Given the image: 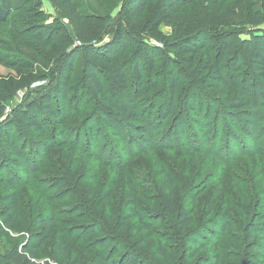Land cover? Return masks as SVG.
I'll use <instances>...</instances> for the list:
<instances>
[{"label":"rangeland","instance_id":"1","mask_svg":"<svg viewBox=\"0 0 264 264\" xmlns=\"http://www.w3.org/2000/svg\"><path fill=\"white\" fill-rule=\"evenodd\" d=\"M156 1L133 16L127 13L130 0H0L8 13L0 25V52L22 55L36 68L0 64V92L7 97L0 131L23 151L18 159L0 149V182L13 188L19 206L15 230H0L1 255L38 236L45 239L40 261H49L63 235L67 246L55 256L62 264L262 259L264 239L255 229L264 213V76L247 54L256 50L255 40L264 43L262 0H196L180 9L173 24L160 25L150 19ZM70 3L83 17H98L77 23ZM119 32L129 88H116L100 75L107 96L121 106L116 111L84 84V51L113 48ZM189 34L198 35L191 69L164 46ZM139 47L150 51L153 70L139 59ZM208 58L220 78L212 64L198 72ZM137 59L141 85L132 74ZM59 70L70 77L63 101L56 90ZM170 84L176 85L172 103ZM47 102L56 121L42 108ZM30 113L44 120L43 130L13 123ZM2 198L0 184V210ZM178 210L193 217L184 232Z\"/></svg>","mask_w":264,"mask_h":264},{"label":"trees","instance_id":"2","mask_svg":"<svg viewBox=\"0 0 264 264\" xmlns=\"http://www.w3.org/2000/svg\"><path fill=\"white\" fill-rule=\"evenodd\" d=\"M196 0H157L153 5V12L150 15L151 20H156V24H173V18L177 15L181 8L188 6L190 3ZM147 2H154V0H130L128 4L127 13L133 16H140L143 13V10L146 6ZM263 10H264V0ZM70 17L74 19L77 23H81L82 21H91L94 18H97L95 14L85 13L83 17L82 14L77 10L73 3L68 5ZM8 18V13L0 7V25L6 21ZM255 22L260 23L263 22L260 18H255ZM122 33H118L116 35V44L113 48H109L110 46H102L100 48L96 47H87L84 51L87 57V64L84 69L85 77L84 84L87 85L88 90L102 103L106 104L112 109L116 111L121 110V106L118 105L115 101L110 99L105 90L103 89L101 74L106 76L111 82L114 84L116 88H120L128 90L129 88V80L126 75V68L119 62L120 55H122L124 50V42L122 39ZM198 35H186L182 37L180 40H172L165 41L164 46L167 47L169 51L181 57L183 61L187 63V66L191 69L195 63V54L194 47L197 44L198 39H196ZM39 44L42 47H47L49 44L44 38H40ZM115 42V41H114ZM113 42V43H114ZM253 47L256 49L255 51L248 50L247 54L251 58L254 66L258 70V74L264 76V43L258 40L253 42ZM140 48V47H139ZM83 52V53H84ZM227 52V51H226ZM183 54H186L183 56ZM139 59L143 62L148 70H153L154 68V59L147 48H140L139 51ZM139 59L133 62L132 74L133 78L136 80L137 85L142 84V73L139 66ZM0 64L7 65L9 67H19L24 70H36L34 67L35 63L27 59L22 55H9L7 52H0ZM207 64V65H206ZM212 64L213 69L215 71L216 78H220V71L217 68V65L212 63V61L208 58L205 65L198 63V72L204 73L207 67ZM69 70L71 69L72 63H68ZM44 68H47V65H44ZM97 70V72H96ZM45 76H49L46 74ZM58 78L60 87H56L57 95L60 98V101H63L70 90H67V85L69 82V75H65L63 71H58ZM170 82H174L173 78L168 77ZM175 84H170L169 86V101L168 103H172L173 96L175 94ZM142 88V87H140ZM139 90L141 91L142 89ZM145 89V88H144ZM146 90V89H145ZM144 92V91H143ZM7 102V97L4 93L0 92V119L4 116L5 104ZM193 107V105H191ZM47 116L52 120L56 121V114L51 110L52 107L49 102L44 103L42 105ZM107 113V111H106ZM121 113V112H119ZM27 116V117H26ZM40 115L35 113H30V115L19 114L14 120L13 123H17L22 121L24 127L27 129H36L43 130L42 121L39 119ZM168 116V115H167ZM166 115L164 118L167 117ZM63 121H59L58 124L62 125ZM0 149L4 151L5 154L10 157L18 158L23 155V151L18 146L17 142L11 139L6 133L0 131ZM15 162V161H13ZM20 171L26 172V169H21L20 164H15ZM2 186V204L4 208L0 210V230H9L14 231L15 225L19 219V206L16 192L13 190L11 186H8L6 183L0 182ZM136 195L130 199L132 202L135 199ZM170 203V202H169ZM176 222L181 232H184L192 223L193 217L191 213L186 211L178 210L176 211ZM40 223L45 224V220H41ZM258 227L255 229L256 233L261 234L264 239V213L260 214V218L258 223L256 224ZM204 237H207L204 235ZM45 239L39 238L36 236L34 239L29 238L26 242L21 244H15L11 249L5 254H0V264H62L61 261L55 262L56 253L64 252V248L67 246L68 239L63 235L58 237V242L55 243L54 254L50 256L49 261L41 262L39 249L43 244ZM190 243L193 247L198 246L197 242L193 239L190 240ZM65 246V247H64ZM205 245H201L197 247L196 252L191 255L193 258L197 252L202 250ZM260 252L262 259L260 261L256 260L253 264H264V240L263 244L260 246ZM164 257L167 260L166 254L163 253ZM135 260V257L132 255L129 257L127 263H131ZM55 262V263H54ZM76 264V261L73 262Z\"/></svg>","mask_w":264,"mask_h":264}]
</instances>
